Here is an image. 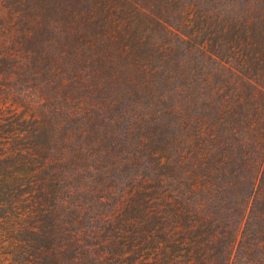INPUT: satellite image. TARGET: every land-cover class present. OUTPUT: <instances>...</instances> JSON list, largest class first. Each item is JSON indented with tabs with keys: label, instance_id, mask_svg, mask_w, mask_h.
<instances>
[{
	"label": "trees",
	"instance_id": "1",
	"mask_svg": "<svg viewBox=\"0 0 264 264\" xmlns=\"http://www.w3.org/2000/svg\"><path fill=\"white\" fill-rule=\"evenodd\" d=\"M0 264H264V0H0Z\"/></svg>",
	"mask_w": 264,
	"mask_h": 264
}]
</instances>
